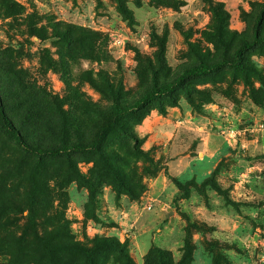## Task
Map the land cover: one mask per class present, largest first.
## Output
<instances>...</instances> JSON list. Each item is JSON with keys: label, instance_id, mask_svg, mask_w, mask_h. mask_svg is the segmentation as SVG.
Returning a JSON list of instances; mask_svg holds the SVG:
<instances>
[{"label": "rangeland", "instance_id": "374dc122", "mask_svg": "<svg viewBox=\"0 0 264 264\" xmlns=\"http://www.w3.org/2000/svg\"><path fill=\"white\" fill-rule=\"evenodd\" d=\"M262 9L0 0V102L33 146L92 143L155 83L235 61L120 117L89 151L37 158L0 123V264H89L75 246L96 264H146L156 249L168 264H264V43L236 53ZM102 238L123 253L95 248Z\"/></svg>", "mask_w": 264, "mask_h": 264}, {"label": "trees", "instance_id": "16d2710c", "mask_svg": "<svg viewBox=\"0 0 264 264\" xmlns=\"http://www.w3.org/2000/svg\"><path fill=\"white\" fill-rule=\"evenodd\" d=\"M216 19H218L217 30L221 29L223 24L221 23L224 19L225 12L224 11H213ZM264 21V9L261 10L260 16L258 17L256 30L253 34V39L251 41H246L244 44L237 48L236 53L238 56L242 55V52L246 49L252 48L257 44L264 43V36L260 35V27ZM235 64V61L232 58H225L220 59L211 63H205L197 66H191L183 70V72L175 77L172 81H166L161 83H155L149 90H147L141 97L136 99L133 102H129L123 105H117L114 108L115 112V119L110 121L109 123L104 124L99 132L97 133L94 141L92 143L76 141V142H69L63 143L59 146H39V145H31L26 140L23 139V136L19 132V130L14 126L8 116L5 114L4 110L2 109L1 102H0V123L3 127L4 131L11 136L16 143L23 149V151L37 157V158H45V157H56L61 155H67L73 152H81V151H89L92 149H96L100 142L102 141L103 137L106 133L112 128H120V124L118 119L123 116L131 115L138 110L142 109L146 104L158 99L162 96L168 95L172 91H174L177 87L181 86L184 80L192 76H200L207 73L212 72L213 70L223 68L225 66H232ZM175 185L181 189L182 185L174 181ZM104 247L110 248L115 250L119 254L122 252V245L119 241H114L112 239L102 238L96 242V247ZM74 249L81 253L83 256L86 257L89 264H96L95 260V249H88L82 246H75ZM146 264H168V259L165 254L159 250H152L149 252L145 258Z\"/></svg>", "mask_w": 264, "mask_h": 264}]
</instances>
